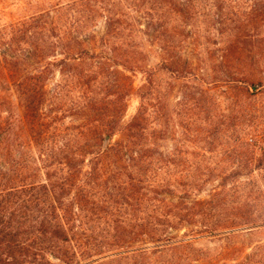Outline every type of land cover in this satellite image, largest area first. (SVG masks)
<instances>
[{"label":"trees","instance_id":"obj_1","mask_svg":"<svg viewBox=\"0 0 264 264\" xmlns=\"http://www.w3.org/2000/svg\"><path fill=\"white\" fill-rule=\"evenodd\" d=\"M22 4L0 18V264H190L182 230L264 222V0Z\"/></svg>","mask_w":264,"mask_h":264},{"label":"rangeland","instance_id":"obj_2","mask_svg":"<svg viewBox=\"0 0 264 264\" xmlns=\"http://www.w3.org/2000/svg\"><path fill=\"white\" fill-rule=\"evenodd\" d=\"M18 1L24 0H0V18L3 21L27 11V6L22 3L29 5L28 2L31 3V0ZM139 77H141L140 74ZM174 102L175 99L172 97L170 105L172 106ZM138 105L139 100L136 97L129 100L126 119L136 112ZM173 145V140H168L165 148L170 150ZM200 196L205 197L206 194L203 192ZM237 230H224L215 236L200 233L193 237L184 235L186 230H182L180 236L182 235L181 237L186 241L196 240L198 252L192 264H264V222L254 227H243ZM188 252L189 248L186 247L185 254Z\"/></svg>","mask_w":264,"mask_h":264},{"label":"water","instance_id":"obj_3","mask_svg":"<svg viewBox=\"0 0 264 264\" xmlns=\"http://www.w3.org/2000/svg\"><path fill=\"white\" fill-rule=\"evenodd\" d=\"M109 137L106 138V143H108Z\"/></svg>","mask_w":264,"mask_h":264}]
</instances>
